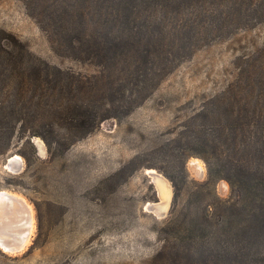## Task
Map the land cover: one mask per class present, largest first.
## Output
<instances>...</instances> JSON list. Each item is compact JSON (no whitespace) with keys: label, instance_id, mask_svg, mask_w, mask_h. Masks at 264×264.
<instances>
[{"label":"rangeland","instance_id":"1","mask_svg":"<svg viewBox=\"0 0 264 264\" xmlns=\"http://www.w3.org/2000/svg\"><path fill=\"white\" fill-rule=\"evenodd\" d=\"M81 1L0 0V55L8 50L24 60L9 66L10 78L0 73V101L7 106L3 117L9 112L18 117L35 115L33 106L13 110L8 105L23 84L18 71L28 75L27 83L32 82L30 74L39 66L37 57L87 76L102 72L96 97L102 106L120 87L121 80H107L110 68L75 59L52 41L69 24L59 15L80 6ZM52 12L57 18H49ZM190 40L187 36L168 39L163 57L168 51H181L175 52L173 70L129 113L105 120L65 150L59 147L49 152L39 136L31 137L32 145L26 144L20 125L13 132L0 123V191L26 197L35 219L25 249L9 253L0 248V264H264V216L254 225L241 226L247 220L241 214L228 232L219 233L225 226L214 217L207 221L205 208L229 199L230 183L219 179L207 185L208 167L200 156L192 155L183 163L184 150L189 154L203 151L209 148L206 142H212L214 124L196 116L214 106L213 94L232 82H250L249 93L237 94L236 112L255 115L264 109V22L230 35L203 34L193 43ZM191 46L195 48L189 52ZM87 96L67 100L64 118L60 113L54 117L57 131L70 132L69 121L78 115L76 107L87 103ZM31 123L27 127H33ZM11 132V148L6 152ZM224 142L220 144L227 149ZM236 154L235 162L242 161L241 153ZM14 156L18 158L10 163ZM151 168L172 189L161 212L163 198L148 173ZM167 175H172L177 186ZM246 207L255 212L249 201ZM210 241L216 245L213 254L207 248Z\"/></svg>","mask_w":264,"mask_h":264},{"label":"trees","instance_id":"2","mask_svg":"<svg viewBox=\"0 0 264 264\" xmlns=\"http://www.w3.org/2000/svg\"><path fill=\"white\" fill-rule=\"evenodd\" d=\"M59 16L69 24L61 27L63 31L58 32L56 40L52 41L64 46L75 59L94 62L107 70L110 68L112 71L105 75L108 81L122 82L117 91L113 89L112 97L102 106L96 99L103 81L102 72L87 76L52 65L40 57L36 59L39 66L30 74L32 82L27 83L28 75L18 71L19 76L24 78L23 84L18 86L17 98L8 106L13 110L33 106L35 115H31L30 119L9 112L3 117V110L7 106L0 101V123L13 128V132L20 125L21 139L26 144L32 145L33 136L41 137L49 152L59 147L65 150L74 140L88 135L105 120L119 119L138 106L175 67L178 56L175 52L181 51H168L163 57L168 39L187 36L193 43L192 39L200 38L203 34L216 37L230 35L234 30L262 23L264 0H82L80 6L66 9ZM49 18L55 19L57 16L52 12ZM194 48L191 46L187 50L192 52ZM2 52L0 73L10 78L9 75L13 76V73H9V66L23 58L8 50ZM251 88L250 82L238 81L213 94L214 106L206 111L201 110L196 116L214 124L212 142H206L209 148L190 154L183 151L184 165L192 155L205 160L209 172L207 185L226 179L232 187L229 199L217 200L216 207L209 204L205 208L207 221L214 217L225 226L224 231L218 230L223 235L234 226L236 217L241 214L247 216L241 226L244 223L254 225L255 220L264 216V109L255 115L236 112L237 94L249 93ZM29 89L32 95L28 102L26 94ZM68 94L72 95L71 98ZM81 94L88 95L87 103L75 106L78 115L69 121L72 123L69 125L70 132L57 131L54 117L57 113H60V117L67 114V100L78 99ZM30 122L33 127H27ZM199 131L200 140L202 130ZM11 136L12 132L6 138V152L11 148ZM222 141H230L224 142L228 145L227 149L220 144ZM20 153L29 160L25 151ZM236 153H241L242 161L235 162ZM167 176L177 186L172 175ZM248 201L250 205H255V212L247 210ZM164 240L168 246L167 238ZM165 245L158 259L163 256ZM207 248L213 254L216 245L210 241Z\"/></svg>","mask_w":264,"mask_h":264},{"label":"water","instance_id":"3","mask_svg":"<svg viewBox=\"0 0 264 264\" xmlns=\"http://www.w3.org/2000/svg\"><path fill=\"white\" fill-rule=\"evenodd\" d=\"M18 158L10 159V163ZM32 204L18 193L0 191V248L5 252L19 253L31 238Z\"/></svg>","mask_w":264,"mask_h":264},{"label":"bare ground","instance_id":"4","mask_svg":"<svg viewBox=\"0 0 264 264\" xmlns=\"http://www.w3.org/2000/svg\"><path fill=\"white\" fill-rule=\"evenodd\" d=\"M196 160V159H195ZM196 161H198V160H196ZM199 162V161H198ZM148 173H150L151 175H152V177H153V179H154V182L156 183V185L158 186V189H159V191L161 192V196H162V198H163V206H164V208H163V206H162V208L163 209H158L159 210V212H161V211H163L164 209H165V205L167 204V201L170 199V197H171V193H172V189H171V186H170V184H169V182L165 179V178H163V176L161 177L158 173H157V171L155 170V169H153V168H151V169H148ZM16 193V192H15ZM21 195V194H20ZM31 210H32V214H33V218H32V224H33V228H32V231H33V229H34V210H33V207L31 206ZM31 234H33L32 232H31ZM29 241H30V238L29 239H27V244L29 243ZM27 244H26V246H27ZM25 246V247H26Z\"/></svg>","mask_w":264,"mask_h":264}]
</instances>
